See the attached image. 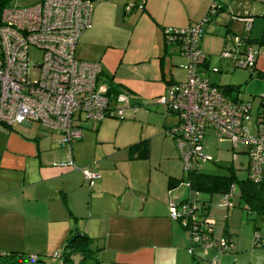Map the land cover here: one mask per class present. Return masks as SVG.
I'll list each match as a JSON object with an SVG mask.
<instances>
[{"label":"crops","instance_id":"obj_1","mask_svg":"<svg viewBox=\"0 0 264 264\" xmlns=\"http://www.w3.org/2000/svg\"><path fill=\"white\" fill-rule=\"evenodd\" d=\"M129 1L94 0L93 25L82 33L76 56L101 63L109 49L115 48L118 53L114 54V63L117 64L112 68L106 62L102 78L107 81L111 77L121 90L122 85H126L120 77L122 65L134 63L127 59L130 47L138 37H145L150 47L145 46L139 60L158 57L167 87V80H176L173 75L168 78L165 74V59L170 54L171 44H165L163 29L170 25L191 26L208 13L215 0H145L142 10L128 12L125 6ZM217 1L225 7L206 23L200 41L202 50L204 36L208 40L210 37L220 39L221 50L233 45L235 35L250 37L257 59L249 75L264 78V0ZM110 14L118 21L120 18L127 30L132 28L125 37H128L127 46H116L114 38L105 44V49L99 47L104 46L100 43L103 38L99 42L96 38L101 36L103 25L111 20ZM246 16L254 17L250 30L246 29L245 21L238 18ZM206 54L204 70L210 81L217 85L231 84H220L210 78L211 56ZM220 58L230 69L240 68L232 59L221 55ZM106 68L113 69L112 76L107 75ZM231 85H240L241 91L242 83ZM240 91L235 90L233 95L240 96ZM131 98L139 102L138 97ZM258 112L257 120L264 116V112ZM103 120H94L98 122L95 147L86 144L93 134L90 130L89 134L85 133L86 125L83 136L71 146L59 143L58 130L53 132L54 129L41 124L27 129L34 121L16 122L24 125L19 127L15 123L10 127L0 125V252L23 250L49 254L48 264H89L88 260H93L90 264H193V255L185 247L189 239L169 214L173 204L170 201L183 194L184 183L181 181L174 186L170 183L171 176H183L179 170L183 160H180L175 138L172 136L176 147L166 131V126L172 123L163 119L161 124L149 119L151 123L143 130L136 123L137 130L125 140L123 135L111 140V137H101ZM142 138H149L147 156L131 147ZM163 141L172 148H165ZM107 143L111 146H106ZM159 144L162 146L156 150ZM101 147L106 149L101 150ZM68 158L74 159L80 167L89 166L99 173L92 186L81 169L63 164ZM77 231L89 236L93 255L82 259L81 254L76 253L73 259L66 261V256L57 252L66 247ZM217 249L213 254L216 258L220 251Z\"/></svg>","mask_w":264,"mask_h":264},{"label":"built area","instance_id":"obj_2","mask_svg":"<svg viewBox=\"0 0 264 264\" xmlns=\"http://www.w3.org/2000/svg\"><path fill=\"white\" fill-rule=\"evenodd\" d=\"M0 0V125L38 121L43 127L60 131L58 141L71 146L84 134L85 122L102 120L107 116H124L125 108L137 109L131 96L120 92L112 98L109 85L102 79V65L97 60H83L76 56L82 33L93 25L94 0H34L21 4L20 0ZM145 0H133L128 5L144 8ZM136 3V4H135ZM215 11V4H213ZM210 16L188 28L167 27L163 31L169 43H177L188 59V77L167 85L159 101L167 105L166 114H176L177 121L167 128L176 141L185 169H192L210 159L205 154L204 137L213 134L219 140L231 141L235 156L246 146L249 176L255 181L264 172V127L252 133L245 123L251 103L229 95L224 88L206 76L207 54L200 41ZM250 30L254 17H238ZM240 68H255L256 52L246 36L235 35L233 45L221 52ZM92 186L99 173L92 167H80ZM235 185L225 194L232 204ZM179 207L172 204L170 215L184 224L183 215L192 211L190 203ZM194 210V208H193ZM183 217V218H182ZM264 244V233L256 232ZM206 239L205 245L219 250L230 249L233 239L223 236ZM203 241V240H202ZM214 257L212 264L216 263Z\"/></svg>","mask_w":264,"mask_h":264},{"label":"rangeland","instance_id":"obj_3","mask_svg":"<svg viewBox=\"0 0 264 264\" xmlns=\"http://www.w3.org/2000/svg\"><path fill=\"white\" fill-rule=\"evenodd\" d=\"M14 1L15 0H11L9 4H13ZM33 1L34 0H20V3L22 5L30 4ZM131 3H133V0H130L129 3H127V5L125 6L126 11L128 12L132 11L128 9V5ZM136 9L142 10L143 8L137 7ZM110 18L111 20L107 24H104L101 28V36H97L96 38L97 42H99L103 38V41H100V43H102V45L104 46L99 47H103V49H105L107 47V45L105 44H108L109 42L114 40V38L116 40V46H127L128 37H125L128 33L131 32L129 30H131L132 28L127 30V25H125L120 20V18L118 21V18L114 17L112 14H110ZM202 19H200L199 21H201ZM167 27L170 28L177 26L170 25ZM116 35H118V37ZM209 39L210 40H208L206 36L203 37L202 47L203 50L211 56V64L209 66V70L211 73L210 78L220 84L242 83L240 96L244 100H247L251 103V107L245 116V123L250 128L252 133H257L259 127H264V116L260 118L263 120H261V122L259 121V124L257 123V115L259 113L258 111L261 110V112H264V78H251L249 75L252 70L251 68H234L233 70L230 69L223 63L225 61L221 60L220 58L221 52L224 50H221L222 41L214 37H210ZM145 46L150 47V44L148 43V40L145 39V37H138L136 42L133 41L128 52L129 55L127 56V59L133 60L134 63L131 65H122V71L120 72V77L126 83V85H122L121 90L128 93L129 96L138 97L139 102L137 103V111H135L132 106H128L125 108L123 118L114 115L105 117L100 128L101 137H103V139H109L111 137V140H113L114 138H116L114 136L118 135L120 137L123 135V140H125L126 136H130L132 132H135L137 130V128H135L136 123L139 124L140 129L143 130L145 126L151 123L149 122V119L155 122L161 121V124L164 121L163 119L167 120L169 124H174L177 121L176 114L173 113L167 115V105L159 101L160 96H162L166 92V84L163 81V67L161 65L160 59H158V57H147V59L139 60V54H141ZM169 52L170 54L167 55L164 66L166 76L170 78L173 75L176 81H185L188 77V59L180 53V46L176 43L171 44V46L169 47ZM117 53L118 51L115 50V48L109 49L108 53L105 55V59H103V61L101 62V65L104 69L105 67H107L106 62L107 64L112 66V68L115 64H117L114 63L116 61L114 59V54ZM106 72L107 75L112 76V72L114 71L113 69L111 71L110 69L106 68ZM258 83H260L261 85L258 86ZM122 122H124V125L120 126ZM94 123V120L89 119L87 123L84 124L86 125V134L87 132L89 134V130L90 132L93 131V134L90 135V138L86 143L90 147H95V139L98 132L96 131L98 122L95 123L96 125ZM39 125L40 123L38 121H34L32 126L27 127V129L32 130ZM15 126L19 127L24 125L15 123ZM52 131L55 132L56 130ZM170 136L171 139H169V141L175 146V143L173 141L174 139L172 135ZM204 145L205 154H209L211 157L210 159H206L205 161L201 162L199 167L201 170L206 172L226 173L228 172L226 164L233 162L236 167V173L240 178L246 177L248 175V154L242 151L238 153V156H235L230 140L224 139L221 141L217 139L213 134H207L204 137ZM106 146L110 147L111 145L107 143ZM161 146L162 144H159L156 150ZM163 146L165 148H168V150L172 148V145L168 147L167 142L164 141ZM104 148L105 147H101L100 149L103 150ZM180 160H183L182 157ZM178 165H180V161L178 162ZM179 167V170H181V175H184L186 171L183 161L181 162V165ZM183 182V194H181L179 198H173V200L170 201V203L176 204L179 207H182L181 199L185 194H188L189 192L187 182ZM201 196L205 198H211L208 219L212 224V234L214 236V239L218 240L225 235L233 239L234 247L219 251V249H217L216 247H211L205 244H195V250L205 257L212 258L214 250L217 249L219 251V253L216 252L218 253V259L215 258L218 260H216L217 264H264V246L255 243L256 232L259 231L260 233H264V218L259 215L255 220L249 219V214L247 213L246 208L243 207V203H240V194L238 189L235 191L232 199L233 202L231 205L227 203L225 194L222 192H214L212 196H210L209 193L201 192ZM174 220L177 221L180 228L183 229L184 235L189 239V243L185 247L187 248L189 253H191L189 248L192 244L190 229L185 227L180 220ZM49 258L50 255L48 254V261H50ZM92 261L93 260H88L89 264ZM0 264H4L1 259Z\"/></svg>","mask_w":264,"mask_h":264},{"label":"trees","instance_id":"obj_4","mask_svg":"<svg viewBox=\"0 0 264 264\" xmlns=\"http://www.w3.org/2000/svg\"><path fill=\"white\" fill-rule=\"evenodd\" d=\"M213 4L216 5L214 13L212 12L214 7ZM137 7L138 6L136 4V6H134L133 9H136ZM224 7L225 6L222 2L215 0L211 4L210 9L206 14V16H210L211 18V16H213L216 12L223 9ZM165 28L163 29V31L165 30ZM163 35L166 45L175 44V42L169 43L164 33ZM247 38H248V42L250 43L251 40L250 37ZM107 81L105 80V82L109 85L110 94L112 95V98L117 94H119L120 92H124L117 88V85L113 83L111 77L109 80L107 79ZM171 82L172 80L170 79L167 80L168 84ZM219 86L224 88L229 95L240 97L239 95H233V92L235 90L238 92L240 91V85L226 84ZM136 102L137 101H135V103ZM119 117L123 118L124 116H119ZM259 121L261 120L258 118L257 120L258 124L260 123ZM168 127L169 126H166V131ZM131 147L134 149H139L140 155L147 156L149 153V138H142L137 142L133 143ZM241 149L244 152H247L246 146L242 147ZM248 161H249V156H248ZM200 164L196 167H193L192 169H185L186 173L181 177L171 176L170 183L172 186H174L180 183L181 181H185L189 186V193L184 198L181 199V204L190 203L192 207V211L187 212L186 214L183 215L188 220L183 225L189 228L191 231L192 244L189 248L191 254L193 255V264H212V259L214 257L212 258L205 257L195 250V244L206 243V239H200V240L195 239V234L197 231H199L200 235L202 234L203 236H209L210 238H214L212 234L213 233L212 224L208 219L210 205H211V198L202 197L201 192L209 193L210 196H212L214 192L227 193L228 191L231 190L232 185L234 184L236 190L238 189L240 194V203L241 204L243 203V207L246 208L247 213L249 214V219L255 220L259 215L264 218V172L262 179L259 181H255L249 176V173L246 177L240 178L236 173L235 170L236 167L233 162L226 164V167L228 169V172L226 173L203 171L199 168ZM180 219L181 218H179L178 220ZM77 232H80L81 235L77 236L76 239H74L71 243L68 242V244L64 249L58 251V255L66 256L65 258L66 261L73 259L74 254L76 253H80L82 259L93 255L92 253L94 249L89 243V236H87V234H83L81 231H77ZM77 232H75L74 235ZM259 241H260L259 236L256 235L255 243L264 246V244L259 243ZM0 259L4 262V264H48L46 254H42L39 252L30 253V252H25L23 250L2 251L0 252ZM215 264H217V261Z\"/></svg>","mask_w":264,"mask_h":264},{"label":"water","instance_id":"obj_5","mask_svg":"<svg viewBox=\"0 0 264 264\" xmlns=\"http://www.w3.org/2000/svg\"><path fill=\"white\" fill-rule=\"evenodd\" d=\"M81 235L80 232H77L74 236H72L70 239H69V243H71L74 239H76L77 236Z\"/></svg>","mask_w":264,"mask_h":264}]
</instances>
